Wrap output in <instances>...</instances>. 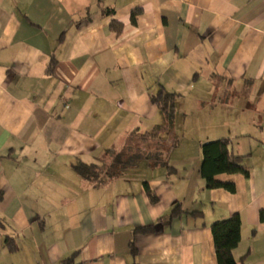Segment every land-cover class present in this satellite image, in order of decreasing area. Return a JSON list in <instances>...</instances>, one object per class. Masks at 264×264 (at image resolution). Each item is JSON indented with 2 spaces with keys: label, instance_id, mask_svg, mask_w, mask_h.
<instances>
[{
  "label": "crops",
  "instance_id": "1",
  "mask_svg": "<svg viewBox=\"0 0 264 264\" xmlns=\"http://www.w3.org/2000/svg\"><path fill=\"white\" fill-rule=\"evenodd\" d=\"M160 87L175 171L82 177L163 123ZM221 138L250 168L216 175L235 192L200 174ZM235 214L238 264H264V0H0V264H218L211 225Z\"/></svg>",
  "mask_w": 264,
  "mask_h": 264
},
{
  "label": "trees",
  "instance_id": "2",
  "mask_svg": "<svg viewBox=\"0 0 264 264\" xmlns=\"http://www.w3.org/2000/svg\"><path fill=\"white\" fill-rule=\"evenodd\" d=\"M139 10L133 11L131 20L136 22ZM120 23L114 22L113 27L118 28ZM53 70V63L50 66V72ZM179 95L170 92L163 87L152 95V101L160 109L163 115V123L158 125L155 130L149 133L140 134L142 140L148 141L149 139H156L161 137V134L166 133L172 128V123L175 121L177 113V103ZM132 133L126 143V146L121 151H109L107 156H111L112 160L109 166L106 167L105 163H94L91 165L78 162L75 165V170L85 179L93 182L94 184H103L108 180L115 177L122 176L129 169H133L137 164L142 161H148L154 166H164L168 171H175V168L168 166L165 162V151L157 150L154 153H144L139 148H134L132 142ZM202 150V163L200 167V174L206 181L208 189L224 188L230 192H235V185L232 183L222 182L216 179L219 174H242L246 177L250 176V168L244 162V156L235 155L230 150V140L228 138H221L204 142L201 146ZM105 160V159H104ZM103 175V178H101ZM145 189L152 202L158 200L157 196L153 193L148 182H144ZM188 213L191 215L202 216V211H182L179 206H176L172 211V217L175 218L181 214ZM241 225L242 220L239 214H235L229 218L215 221L211 225V230L214 237L215 249L218 264H238L234 250L238 247L241 240ZM153 229V226L137 228L135 232H147ZM5 245L10 250H16L17 245L14 241L6 237ZM133 246V242H132ZM134 252L136 251L132 247Z\"/></svg>",
  "mask_w": 264,
  "mask_h": 264
},
{
  "label": "rangeland",
  "instance_id": "3",
  "mask_svg": "<svg viewBox=\"0 0 264 264\" xmlns=\"http://www.w3.org/2000/svg\"><path fill=\"white\" fill-rule=\"evenodd\" d=\"M227 88V87H226ZM230 88V87H228ZM178 125H180V127L177 129V131L175 133L180 134V136L185 133V138L189 139L191 138L193 134H190V128L189 131L186 132V130L184 131V128L182 129V121L178 120ZM161 137H156V139H149L148 141L146 140H142L141 135L140 134H135L133 135L132 138V142L131 144H133L135 149L139 148L140 151L144 152V153H154L156 152L158 149L159 150H165L169 145V141H170V137H168V135L166 133L161 134ZM195 136V135H194ZM181 138H183V136H181ZM211 141V140H209ZM112 160L111 156H106L105 160L103 161V163H105L106 167L109 166L110 162ZM132 169H129L128 171H130ZM127 171V172H128ZM126 172V173H127ZM103 178V175L102 177Z\"/></svg>",
  "mask_w": 264,
  "mask_h": 264
}]
</instances>
